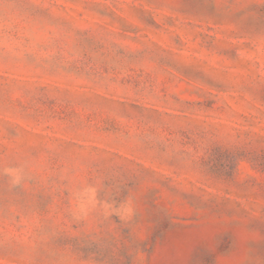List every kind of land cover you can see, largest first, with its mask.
Returning <instances> with one entry per match:
<instances>
[{"label": "rangeland", "instance_id": "374dc122", "mask_svg": "<svg viewBox=\"0 0 264 264\" xmlns=\"http://www.w3.org/2000/svg\"><path fill=\"white\" fill-rule=\"evenodd\" d=\"M0 264H264V0H0Z\"/></svg>", "mask_w": 264, "mask_h": 264}]
</instances>
